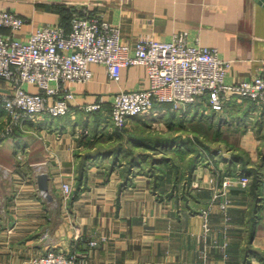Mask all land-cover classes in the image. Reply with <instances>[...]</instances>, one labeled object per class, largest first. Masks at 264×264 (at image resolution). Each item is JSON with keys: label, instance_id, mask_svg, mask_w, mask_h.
Listing matches in <instances>:
<instances>
[{"label": "crops", "instance_id": "crops-1", "mask_svg": "<svg viewBox=\"0 0 264 264\" xmlns=\"http://www.w3.org/2000/svg\"><path fill=\"white\" fill-rule=\"evenodd\" d=\"M74 7L118 25L131 45L141 36L168 40L186 30L189 43L217 47L231 61L229 82L264 74V5L256 0H0V8L27 18L17 32L22 37L62 22ZM91 69L90 81L71 84L75 99L67 114L39 115L13 134L0 131V264H42L37 259L52 248L77 251L79 264H264V109L230 100L224 125L243 129L235 139L240 153L207 144L203 159L194 156L186 170L123 174L112 160L133 142L112 143L118 135L111 101L120 90L149 87L147 70L127 66L115 80L103 64ZM10 90L0 77V94ZM100 99V108H86ZM156 107L161 113L150 124L179 123L172 104ZM42 172L50 197L39 186ZM64 182L77 188L68 198ZM183 182L189 187L177 197L174 186Z\"/></svg>", "mask_w": 264, "mask_h": 264}, {"label": "built area", "instance_id": "built-area-1", "mask_svg": "<svg viewBox=\"0 0 264 264\" xmlns=\"http://www.w3.org/2000/svg\"><path fill=\"white\" fill-rule=\"evenodd\" d=\"M71 10L70 29L62 22L45 24L22 37L17 32L27 18L0 8V77L11 87L2 94L9 134L39 115L67 114L75 99L71 84L90 81L94 77L92 63L105 65L115 80L127 66L144 65L147 70L149 87L120 90L113 96L110 119L119 128L137 117L151 120L159 116L156 103H170L179 114L203 103L225 114L235 97L264 109V74L227 81L231 61L217 47L189 43L188 31L175 32L168 40L141 36L131 45L122 39L120 27L100 14L85 7ZM102 104L100 99L86 108L98 109ZM242 180L246 184L250 177L243 176ZM227 184L224 180V188ZM62 190L68 198L74 186L64 182ZM97 243L95 239L89 241L91 247ZM37 261L80 263L77 251L57 248L49 249Z\"/></svg>", "mask_w": 264, "mask_h": 264}, {"label": "rangeland", "instance_id": "rangeland-1", "mask_svg": "<svg viewBox=\"0 0 264 264\" xmlns=\"http://www.w3.org/2000/svg\"><path fill=\"white\" fill-rule=\"evenodd\" d=\"M0 99H2V94H0ZM134 119H131L130 122L125 126L126 128H124L122 131L116 132L118 136L113 139L114 142H112L115 146L119 145L120 142H122L120 145L127 144V146H129V144L133 142L130 145L131 148H126L127 150L121 153L119 157L113 159V157L110 155V158L113 159L111 167L115 162L114 165L116 164L119 169H121L123 174L130 173L132 176L133 174L137 173L156 175L157 172H161L158 167H166L168 166V163H170V165L171 163H176V165L183 166V169L186 170L188 168L187 166L190 159H192L194 156L197 157V150H195L196 146L193 144H196L197 142L199 143V147H201V142H203L205 145L208 144L209 146L222 145V147L233 151V153L242 152V149L238 147L237 141L235 139L236 137L241 136L240 133H242L243 129L238 127L232 128L230 124L224 125V120L221 124H209V122H192L188 124L174 123L173 125L168 124L166 127H161L154 124L145 123L141 121L140 118L137 120L136 118ZM255 119L256 118H254V120L250 119V122H255L257 120ZM216 125H219L220 127ZM252 126V130L255 131L256 126ZM0 131L3 135L9 134L7 132V121H4V123L0 125ZM164 137H178L182 139H188V141H190L189 143L187 142L186 145H157L158 142L156 140ZM100 140L107 142V137H100ZM137 144H140V146ZM104 157H108V155ZM166 159L168 160L166 161ZM153 162L157 163L156 166H154ZM182 176L184 177V175ZM177 188V190H184V186L182 187L181 184ZM76 189L77 188L73 190L72 195H74V192L77 191Z\"/></svg>", "mask_w": 264, "mask_h": 264}, {"label": "trees", "instance_id": "trees-1", "mask_svg": "<svg viewBox=\"0 0 264 264\" xmlns=\"http://www.w3.org/2000/svg\"><path fill=\"white\" fill-rule=\"evenodd\" d=\"M71 14H72V10L68 9V11H66V14L64 15L65 18L62 21V23L64 22V25L66 26L67 29H70ZM194 107H195L194 112H190L192 110V107H189L187 110L183 111L182 114H179V117H180L179 123L188 124V123H192V122L193 123H195V122H209V124H221V122L223 120H225L224 123L229 122L227 120V118L230 115L229 110L231 109V107L226 109V112H227V113L225 112L226 114L218 113L214 109H210L208 106H206L203 103H200L199 105H196ZM208 108L210 110L206 111ZM179 113H180V111H179ZM217 113L219 114L218 118L216 117ZM189 115H193V116L190 117ZM225 116H227V117H225ZM141 121H143L145 123H149L148 119H142L141 118ZM174 123H176V122L171 121V120H169V122H168L169 125H173ZM112 125L114 126L116 131H122L124 128H126L125 126L122 128H119V127L115 126L113 123H112ZM156 141L158 142L157 145L167 144V146H169L171 144H174V145L175 144H185L186 145L187 142L189 143L190 140L188 141V139H184V138L182 139V138H178V137H167V138L164 137L161 139H157ZM191 143H193V142H191ZM193 144L196 146V148L195 147L194 148H195V150H197V158H199V157L201 158L204 154V148L206 149L205 143L201 142V144H202L201 147H199L198 142L196 144L195 143H193ZM185 145H183V146H185ZM174 148H176V147H174ZM182 148H184V147H182ZM167 160L168 159H166V161ZM153 164H154V166H156L157 163L153 162ZM167 165H168V167H172V166H175L176 163L175 164L171 163V165H170V163H168ZM178 186H179L178 184H175V186H174L175 188L173 189V192L175 194L177 192ZM183 186H184L185 190H187V188L189 187L186 182H183ZM176 196L178 197L177 194H176Z\"/></svg>", "mask_w": 264, "mask_h": 264}, {"label": "water", "instance_id": "water-1", "mask_svg": "<svg viewBox=\"0 0 264 264\" xmlns=\"http://www.w3.org/2000/svg\"><path fill=\"white\" fill-rule=\"evenodd\" d=\"M264 5V0H256ZM38 181L40 188L48 195L49 192V176L46 172H42L38 175ZM50 197V195H48Z\"/></svg>", "mask_w": 264, "mask_h": 264}]
</instances>
